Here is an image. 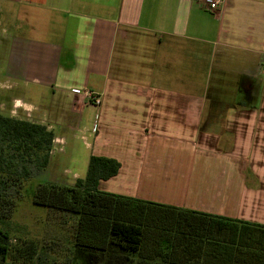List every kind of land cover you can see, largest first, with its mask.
I'll return each mask as SVG.
<instances>
[{
    "label": "crops",
    "instance_id": "0c3cea01",
    "mask_svg": "<svg viewBox=\"0 0 264 264\" xmlns=\"http://www.w3.org/2000/svg\"><path fill=\"white\" fill-rule=\"evenodd\" d=\"M0 2V82L54 131L45 171L79 131L121 163L101 190L264 224V0Z\"/></svg>",
    "mask_w": 264,
    "mask_h": 264
},
{
    "label": "trees",
    "instance_id": "16d2710c",
    "mask_svg": "<svg viewBox=\"0 0 264 264\" xmlns=\"http://www.w3.org/2000/svg\"><path fill=\"white\" fill-rule=\"evenodd\" d=\"M55 133L45 124L0 111V264H62L34 241L13 242L11 215L24 191L67 215L75 248L88 255L117 249L137 264H264V224L101 190L121 163L91 155L73 185L38 181L49 165Z\"/></svg>",
    "mask_w": 264,
    "mask_h": 264
},
{
    "label": "rangeland",
    "instance_id": "374dc122",
    "mask_svg": "<svg viewBox=\"0 0 264 264\" xmlns=\"http://www.w3.org/2000/svg\"><path fill=\"white\" fill-rule=\"evenodd\" d=\"M3 4V2H0ZM11 6V5H10ZM12 33V20L4 12L0 5V68L6 60L7 38ZM1 80V75H0ZM7 84L0 82V111L13 114V103L10 97L11 91L6 90ZM8 92V93H7ZM23 99H27L28 92L19 90L16 92ZM10 96V97H9ZM10 98V100H9ZM67 136L64 153L55 151L51 156L49 171L25 182V186L34 187L38 181L59 179L66 185H73L74 174L84 178L87 173L88 161L91 151L86 148L84 134L79 131H65ZM89 142L92 139L86 134ZM13 226V242L17 239L34 241L38 248L45 249L49 254L62 264H137V256L122 253L117 249L108 250L105 253L98 252L88 255L86 251L80 253L74 246V225L70 217L62 212L48 209L45 206L36 205L32 201L31 190L28 196L21 193L15 210L11 215Z\"/></svg>",
    "mask_w": 264,
    "mask_h": 264
},
{
    "label": "built area",
    "instance_id": "2783aa9c",
    "mask_svg": "<svg viewBox=\"0 0 264 264\" xmlns=\"http://www.w3.org/2000/svg\"><path fill=\"white\" fill-rule=\"evenodd\" d=\"M205 7L211 11V12H218L220 9L221 5L223 4L224 0H202ZM90 99L93 100L95 104H100L101 98L97 95H91L90 94Z\"/></svg>",
    "mask_w": 264,
    "mask_h": 264
}]
</instances>
